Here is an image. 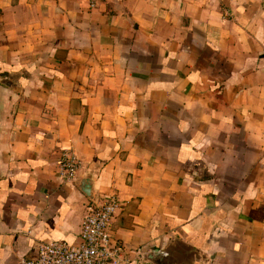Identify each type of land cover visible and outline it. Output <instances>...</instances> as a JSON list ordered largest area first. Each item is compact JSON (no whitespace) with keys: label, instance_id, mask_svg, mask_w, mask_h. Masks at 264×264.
<instances>
[{"label":"crops","instance_id":"crops-1","mask_svg":"<svg viewBox=\"0 0 264 264\" xmlns=\"http://www.w3.org/2000/svg\"><path fill=\"white\" fill-rule=\"evenodd\" d=\"M86 175L130 264H264V0H0V264L79 241Z\"/></svg>","mask_w":264,"mask_h":264},{"label":"built area","instance_id":"built-area-1","mask_svg":"<svg viewBox=\"0 0 264 264\" xmlns=\"http://www.w3.org/2000/svg\"><path fill=\"white\" fill-rule=\"evenodd\" d=\"M79 160L70 150H64L58 164V174L63 183L76 179ZM118 199L103 195L91 202L83 215L79 241H40L31 256L18 258V264H130L120 241L110 231Z\"/></svg>","mask_w":264,"mask_h":264},{"label":"water","instance_id":"water-1","mask_svg":"<svg viewBox=\"0 0 264 264\" xmlns=\"http://www.w3.org/2000/svg\"><path fill=\"white\" fill-rule=\"evenodd\" d=\"M76 184L91 202L96 203L98 201L90 175L79 178ZM142 259L152 264H174L169 253L158 249L147 250L142 254Z\"/></svg>","mask_w":264,"mask_h":264}]
</instances>
